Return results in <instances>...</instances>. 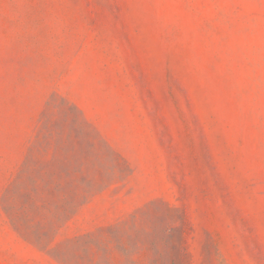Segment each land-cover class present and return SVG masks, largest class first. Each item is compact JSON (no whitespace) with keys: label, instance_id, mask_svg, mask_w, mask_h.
Instances as JSON below:
<instances>
[{"label":"rangeland","instance_id":"1","mask_svg":"<svg viewBox=\"0 0 264 264\" xmlns=\"http://www.w3.org/2000/svg\"><path fill=\"white\" fill-rule=\"evenodd\" d=\"M0 264H264V0H0Z\"/></svg>","mask_w":264,"mask_h":264}]
</instances>
